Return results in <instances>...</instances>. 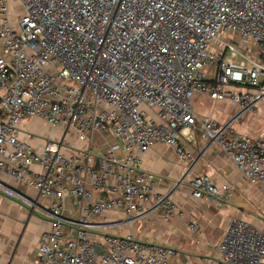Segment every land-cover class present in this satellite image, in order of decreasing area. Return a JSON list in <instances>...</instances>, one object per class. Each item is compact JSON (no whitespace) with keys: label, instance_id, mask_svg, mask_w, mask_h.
Returning <instances> with one entry per match:
<instances>
[{"label":"built area","instance_id":"2783aa9c","mask_svg":"<svg viewBox=\"0 0 264 264\" xmlns=\"http://www.w3.org/2000/svg\"><path fill=\"white\" fill-rule=\"evenodd\" d=\"M11 1L0 0V193L32 205L7 176L49 202L35 264H171L174 248L100 221L115 209L127 219L148 206L176 212L155 193L164 180L141 169L158 144L187 163L198 134L264 188V0H15L17 29ZM33 118L114 141L97 157L91 148L67 157L58 142L38 150L20 139ZM191 188L207 202L233 198L206 175ZM218 253L215 264H264V232L234 218Z\"/></svg>","mask_w":264,"mask_h":264},{"label":"crops","instance_id":"0c3cea01","mask_svg":"<svg viewBox=\"0 0 264 264\" xmlns=\"http://www.w3.org/2000/svg\"><path fill=\"white\" fill-rule=\"evenodd\" d=\"M20 127L22 141H29L38 150L47 142H58L67 157L90 148L92 155L97 157L114 141L112 136L97 133L94 141H82L75 130L53 127L36 118ZM248 131L255 133L258 128L254 126ZM208 143L196 134L188 143L192 159L187 163L162 144L142 153L141 169L164 180L157 183L155 193L170 195L176 212L167 219L162 209L148 206L139 216L127 219L122 211L110 210L100 218V221L111 223L108 232L174 248L176 255L171 264H215L218 247L234 218L264 232V188L246 181L241 170L220 147ZM34 168L38 169L37 166ZM201 175L208 176L218 187L231 185L232 200L218 204L193 197L191 182ZM1 179L32 205L0 193V264H35L39 239L50 229L49 218L40 212V208L49 202L39 197L35 189L17 180L7 176ZM66 204L79 209L72 199H67Z\"/></svg>","mask_w":264,"mask_h":264},{"label":"rangeland","instance_id":"374dc122","mask_svg":"<svg viewBox=\"0 0 264 264\" xmlns=\"http://www.w3.org/2000/svg\"><path fill=\"white\" fill-rule=\"evenodd\" d=\"M8 8L10 10L9 14H10V18L11 21L13 23L14 29H17V22L19 19H21L23 17L24 14V10L22 5L20 4V2L18 1H11L8 3ZM199 108H204V109H208V110H203V114L205 115H213V116H218V110L215 107H211L210 103H204L203 107H199Z\"/></svg>","mask_w":264,"mask_h":264},{"label":"water","instance_id":"95a60500","mask_svg":"<svg viewBox=\"0 0 264 264\" xmlns=\"http://www.w3.org/2000/svg\"><path fill=\"white\" fill-rule=\"evenodd\" d=\"M190 169H191V167L188 169V171L185 173V175L182 177V179L185 178V176L189 173ZM182 179H181V180H182ZM179 184H180V183H179Z\"/></svg>","mask_w":264,"mask_h":264}]
</instances>
